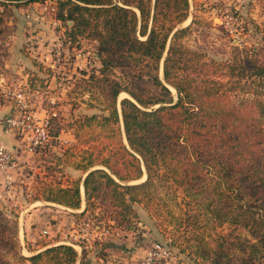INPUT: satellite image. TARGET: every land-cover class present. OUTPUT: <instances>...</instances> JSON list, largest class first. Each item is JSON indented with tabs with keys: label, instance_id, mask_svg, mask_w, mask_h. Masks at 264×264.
<instances>
[{
	"label": "trees",
	"instance_id": "obj_1",
	"mask_svg": "<svg viewBox=\"0 0 264 264\" xmlns=\"http://www.w3.org/2000/svg\"><path fill=\"white\" fill-rule=\"evenodd\" d=\"M39 1L0 0V6ZM190 8L191 0H58V19L72 22L67 40L98 41L100 76L88 81L100 84L111 111L83 125L101 127L86 151V170L100 168L83 181V213L107 188L119 204H144L161 218L166 209L154 194L171 182L213 221L249 234L219 236L213 248L201 242L198 261L264 264V51L234 46L229 59L216 60L190 48L184 41L193 21L183 26ZM121 93L129 97L119 114ZM119 116L122 138L112 126ZM47 200L80 209L81 187L53 189ZM22 257L31 264H76L79 253L61 244Z\"/></svg>",
	"mask_w": 264,
	"mask_h": 264
},
{
	"label": "rangeland",
	"instance_id": "obj_2",
	"mask_svg": "<svg viewBox=\"0 0 264 264\" xmlns=\"http://www.w3.org/2000/svg\"><path fill=\"white\" fill-rule=\"evenodd\" d=\"M57 13L58 0L0 6V96L3 89L20 83L32 93L35 116L47 118L51 126L45 147L35 154L24 152L19 168L11 173V191L0 198V264H31L22 257L35 254L32 241L27 237L24 241L28 228L46 247H74L79 253L76 264H143L157 245L161 248L151 264H210L198 261L196 248L201 242L213 248L219 236L232 240L249 236L241 227L213 221L182 188L167 181L154 194L166 209L161 218L144 204H119L107 188L97 192L94 205L83 213V181L89 171L100 168L86 170L90 164L86 151L101 131L95 122L92 127L83 125L87 117L108 116L111 111L102 103L100 84L88 81L100 76L98 41L80 37L69 42L66 32L72 22L58 19ZM192 21L185 44L216 60L229 59L234 46L264 51V0H191L183 26ZM126 97L121 93L118 98L119 114ZM119 119L112 126L122 138ZM81 138L94 140L89 144ZM35 157L38 163L29 162ZM1 185L0 191L4 181ZM75 185L81 187L84 210L47 200L53 189ZM60 222L64 229L55 225ZM181 246L189 248L181 251Z\"/></svg>",
	"mask_w": 264,
	"mask_h": 264
},
{
	"label": "built area",
	"instance_id": "obj_3",
	"mask_svg": "<svg viewBox=\"0 0 264 264\" xmlns=\"http://www.w3.org/2000/svg\"><path fill=\"white\" fill-rule=\"evenodd\" d=\"M26 88L18 87L7 93L18 106V112L4 119V124L8 129L16 131L23 137L24 152L35 154L40 152L45 147L48 138L50 137V121L47 118H37L33 112L34 106L31 104V92L27 93ZM20 166V158L5 145L0 144V171L6 176L3 187L0 191V198L3 194L9 193L12 188V172ZM48 234V230L43 231ZM161 246L157 245L156 250H151L148 253V258L143 264H151Z\"/></svg>",
	"mask_w": 264,
	"mask_h": 264
},
{
	"label": "crops",
	"instance_id": "obj_4",
	"mask_svg": "<svg viewBox=\"0 0 264 264\" xmlns=\"http://www.w3.org/2000/svg\"><path fill=\"white\" fill-rule=\"evenodd\" d=\"M23 77L25 79L23 83H26L28 81V74H26ZM19 86H21L20 83L17 85V87L15 86V88H12V89H16ZM12 89L11 88L3 89L5 94L3 96L2 95L0 96V144L5 145L8 149L13 151V153H15L18 158L21 159L24 155L23 137L20 134H18L16 131L8 129L6 125L4 124V119L6 117L14 115L18 112V106L16 105V103L12 99H9V97H7V91L8 90L11 91ZM37 161H39V158L35 157V158H32L31 161L29 162H37ZM3 178L4 176L1 174V171H0V188L2 186L1 184L4 181ZM82 210H84V207L80 209V211ZM55 225L59 229H64L62 222L57 223ZM27 230H28V234H25L24 232V241H26V237L30 241H32L31 243L33 247L35 248V251H32V252L36 253L47 246V245H44L43 243L38 242V241H41V239L38 238L39 234L37 232L29 230V228ZM27 253L31 254L29 250H27ZM87 264H96V263L94 261H91L90 263H87Z\"/></svg>",
	"mask_w": 264,
	"mask_h": 264
}]
</instances>
